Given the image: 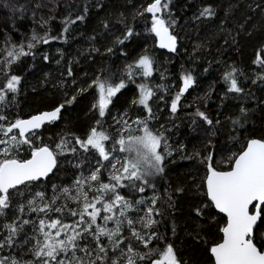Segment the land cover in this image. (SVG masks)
Segmentation results:
<instances>
[{
	"label": "snow or ice",
	"instance_id": "6c2138e0",
	"mask_svg": "<svg viewBox=\"0 0 264 264\" xmlns=\"http://www.w3.org/2000/svg\"><path fill=\"white\" fill-rule=\"evenodd\" d=\"M51 3L59 6V0ZM109 3L111 0L99 3L97 17ZM233 7L219 24L226 46L238 45L242 35L251 38L253 32L249 29L256 27L255 17L264 16V0L245 3L244 20L233 30L227 28ZM45 8L51 11L45 0H0V13L13 31L18 30L16 21L28 19L29 13L33 22L39 14L41 27H46L56 17L46 18ZM172 8L173 0H146L131 13V23L127 9H112L110 16L100 20L101 30L89 38L94 46L88 49V55L112 56L119 52L128 57V44L140 35L136 30L138 19L145 24L142 39L152 40L156 49L179 55V21ZM215 16L214 8L206 5L194 15L193 23ZM88 17L87 5L82 9L69 6L60 35L52 36L48 31L40 35L33 30L26 42L16 44L6 33L0 49V264H187L170 242L167 227L162 233L159 226L165 217L175 216L177 201L189 189L200 197L192 205L189 219L195 225L215 229L211 237L207 232L195 233L198 243L203 239L207 245L211 240V246L206 247L205 264H264V131L259 138L251 135L255 129L247 127L248 106L240 105L239 114L230 115L227 122L219 118L222 112L215 119L199 107L190 113L193 130L199 128L203 132L206 146L183 158L199 165L197 171H202L203 176L199 182L193 176L190 183L174 188L169 184L163 194L158 192L157 181L167 176V163L174 155L168 133L179 128L174 118L182 107V98L198 86L192 71L181 72V86L169 97L165 85L152 84L156 60L147 47L125 63L119 76L101 67L90 78L78 79L73 62L69 61L66 68L62 66L58 79H49L45 73L40 81L44 88L51 83L62 100L28 118L14 112L27 79L22 73L31 72L34 67L23 58L31 56L35 61L39 45H50L62 37L66 42L71 26L91 22ZM260 27L264 42V24ZM97 36L102 40L112 37V42L96 47ZM207 47L204 43L195 45L191 58ZM59 54L63 59V53ZM42 59L45 64L50 62L48 54H42ZM56 63L60 65L61 60ZM217 63L223 68L221 83L225 88L220 97L221 108L228 99H254V93L245 92L249 80L264 90V47L253 60L255 78L234 64L220 60ZM210 68L211 62L204 73ZM161 79H165L163 73ZM130 84L135 85L131 105L112 115L113 98L119 99L118 94H123ZM32 90L37 88L33 86ZM89 90H94L97 97L92 106L93 123L77 133L71 127V116L67 121L64 117L71 112L77 97ZM214 91L210 86L201 99L209 100ZM262 102L264 98L255 101L258 108ZM154 103L158 112L171 114L172 126L161 123L158 130L153 129L152 122L160 119ZM260 110L264 112V108ZM133 111L138 113L135 118L130 115ZM61 122L65 127L58 138L49 137L50 142H46L45 131ZM221 129L227 130L235 143L217 147L219 141L213 138L220 135ZM244 134H248L247 138L241 140ZM217 154L220 160L216 159ZM61 171L68 175L70 183L54 182ZM127 192L133 193L131 198ZM161 202L167 207L162 208ZM171 232L174 237L175 223Z\"/></svg>",
	"mask_w": 264,
	"mask_h": 264
},
{
	"label": "trees",
	"instance_id": "16d2710c",
	"mask_svg": "<svg viewBox=\"0 0 264 264\" xmlns=\"http://www.w3.org/2000/svg\"><path fill=\"white\" fill-rule=\"evenodd\" d=\"M24 2V0H21ZM104 0H59V6H55L51 3V0H45L46 4L50 5L49 8L43 9V15H54L56 19L50 20L46 27H41L39 14L36 21L33 22L31 13L28 14V19L17 20L18 30L13 31L11 25L7 23L5 15L0 13V49L3 48V41L6 33L11 35L12 42L19 44L21 41H27L31 36L33 30L38 34L43 35L46 31L52 36H58L63 31L62 20L68 15V7L76 5L79 8H83L85 5L89 8L88 20L91 22L78 23L72 25L69 33L66 34V42H63L64 37L61 40H54L50 45H39L35 50L37 53L35 61L31 56L23 58L25 62L32 67L31 72L27 70L22 73L26 75L27 79L24 84V88L17 96V105L14 108V112L19 113L23 118H28L32 114H37L39 111L49 110L51 105L55 101L62 100V95L57 92L50 84L46 88L40 86V81L43 80L45 73L49 75V79H58L62 71V66L67 67L69 61H72V66L77 73V78L87 79L90 78L93 73L103 68H109L117 76L121 75L126 62H131L136 56L143 53L144 48L147 47L149 53L153 55L156 60V69L152 77V84H162L167 87L169 91V97L175 95L181 86L180 74L184 70L192 71L197 77L198 86L195 89H190L189 93L185 94V98H182V107L179 110L178 115L174 118L175 124L179 125V128L173 129V132L168 133L170 137L169 143L173 149V157L169 158L167 163V176L164 179L157 181L158 192L163 194L165 188L170 184L173 188L177 185L190 183L192 177L195 176L197 182L200 177L203 176V172H198L199 165H195L194 162L184 159L186 155H192L197 150H203L206 146V137L199 128L193 130V126L190 121L192 117L189 115L193 113L197 107L202 111H207L209 115L215 119L218 112H222L220 115L221 121L227 122L230 115L239 114V106L246 105L249 107V120L247 127L249 129H255L251 133L256 138L264 131V112L260 108H264V102L260 104V108L257 107L255 101L264 98V90L259 85H252L250 80L245 87L246 93H254V99H242L241 101L225 100L224 107L221 108V99L225 88L221 83V76L223 68L221 64L217 63V60L227 62L228 64H234L237 68L247 73L248 77L255 78L254 72L257 71L253 60L256 58L257 52L264 47V42L260 37L261 24H264V16L255 17V28L249 30L253 32L251 38L246 35L239 37V44L234 46L224 45L222 36L224 33L220 32L219 24L225 17V12L232 6L233 14L227 20V28L235 30L238 23H242L244 20V13L247 9L243 7L245 3L253 2V0H173L172 11L179 21V27L176 32L180 37V52L179 55H169L159 49L153 47L152 40L145 41L142 37L145 35V24L143 20L138 19L136 23V30L140 33L135 37L131 43L128 44L127 51L128 57L121 56L119 52L112 56H101L99 54L88 55V49L94 46V42L90 41V37L95 34L96 31L101 30L100 20L106 16H110L112 9L120 8L121 10L127 9V15L129 16V22L131 23V13L135 11V8L140 7L141 4L146 3V0H111L106 10L101 11L100 16H96V9L99 3ZM135 5V7H133ZM206 5H211L216 16L214 19L205 21L203 23H193V17L198 11ZM73 8V14L75 13ZM154 39V38H153ZM95 43L96 47H102L105 44L112 42V37H108L107 40H102L97 36ZM204 43L208 45L203 51L198 53L193 59L192 53L195 45ZM231 44V41H230ZM59 50V52H58ZM59 53H63V59ZM42 54H48L50 56V62L45 64L42 59ZM61 60V64L58 65L56 60ZM211 62V68L208 73H204V68L209 67ZM183 66V67H182ZM87 72V77L85 73ZM161 73H163L165 79H161ZM244 78L241 77V82ZM33 86L37 88V91H33ZM210 86L215 88V91L211 94V98L207 101L201 99L209 91ZM135 85L130 84L128 89L123 90V94H118L119 99L114 98V104L110 105L112 115L122 113L128 109L131 105V100L134 98ZM162 94V93H158ZM96 94L94 90H89L77 97V102L73 105L71 112L65 115L64 120H68V116H71V127L77 133L82 130H86L93 123V110L92 106L96 103ZM207 104V107H205ZM183 105H190L186 107ZM160 108H164L163 104L159 105ZM154 111H157V104H153ZM160 119L152 122L154 130H158L161 123L172 126V121L169 119L170 113L158 112ZM133 118L138 115L133 111L130 113ZM108 123H112L111 117L108 118ZM50 130L45 131L44 139L49 141V137L53 140L58 138V135L64 129L65 124L59 123L58 126H49ZM107 128L108 125L106 124ZM162 131V129H161ZM113 134H115L113 130ZM248 134L241 135V140H246ZM218 140L217 147L223 144L231 146L234 141L229 137L228 131L221 129L220 135L213 138ZM181 145L184 146V150L181 151ZM54 146V145H53ZM239 144H236V148H239ZM110 147V145H109ZM235 150V149H233ZM217 160L221 157L219 154L216 156ZM219 166V165H218ZM70 180L68 175L63 171L57 173L54 178V182L58 185L62 181ZM63 186H68L64 184ZM51 190L49 189V195ZM149 191L148 195H151ZM129 198L133 193L127 192ZM200 197L193 195L191 189L188 190L187 195L183 199L177 201L178 208L175 211L174 217H165L162 224L159 226L162 233L165 232L167 227V236L170 242L175 246V250L182 261L187 264H205L206 261V247L211 246V240L205 245L204 240L201 239L199 243L195 239V233L197 231L207 232L211 237L215 234V229L209 230L207 225L198 226L193 224L189 219L192 205L197 203ZM160 206L166 208L167 205L161 202ZM173 223L176 225V235L173 237L171 228ZM5 254H7L5 252Z\"/></svg>",
	"mask_w": 264,
	"mask_h": 264
},
{
	"label": "water",
	"instance_id": "95a60500",
	"mask_svg": "<svg viewBox=\"0 0 264 264\" xmlns=\"http://www.w3.org/2000/svg\"><path fill=\"white\" fill-rule=\"evenodd\" d=\"M159 50L162 51V52H165L166 54L174 55V54H172V53H167L166 50H162V49H159Z\"/></svg>",
	"mask_w": 264,
	"mask_h": 264
},
{
	"label": "rangeland",
	"instance_id": "374dc122",
	"mask_svg": "<svg viewBox=\"0 0 264 264\" xmlns=\"http://www.w3.org/2000/svg\"><path fill=\"white\" fill-rule=\"evenodd\" d=\"M114 99V98H113ZM97 100V99H96ZM134 127V126H133Z\"/></svg>",
	"mask_w": 264,
	"mask_h": 264
},
{
	"label": "bare ground",
	"instance_id": "6f19581e",
	"mask_svg": "<svg viewBox=\"0 0 264 264\" xmlns=\"http://www.w3.org/2000/svg\"><path fill=\"white\" fill-rule=\"evenodd\" d=\"M165 53V52H164Z\"/></svg>",
	"mask_w": 264,
	"mask_h": 264
}]
</instances>
